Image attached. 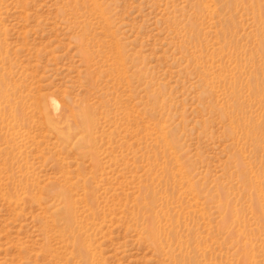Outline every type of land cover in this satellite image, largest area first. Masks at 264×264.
Listing matches in <instances>:
<instances>
[{
  "label": "rangeland",
  "instance_id": "374dc122",
  "mask_svg": "<svg viewBox=\"0 0 264 264\" xmlns=\"http://www.w3.org/2000/svg\"><path fill=\"white\" fill-rule=\"evenodd\" d=\"M0 264H264V0H0Z\"/></svg>",
  "mask_w": 264,
  "mask_h": 264
},
{
  "label": "bare ground",
  "instance_id": "6f19581e",
  "mask_svg": "<svg viewBox=\"0 0 264 264\" xmlns=\"http://www.w3.org/2000/svg\"><path fill=\"white\" fill-rule=\"evenodd\" d=\"M53 106H54V104L53 103H50V101H49V103H47V104L44 105L45 109H47L48 111H50L54 115V110L55 109L53 108Z\"/></svg>",
  "mask_w": 264,
  "mask_h": 264
}]
</instances>
